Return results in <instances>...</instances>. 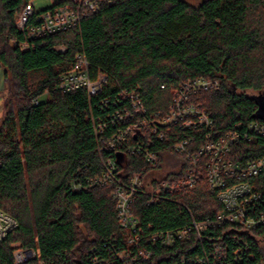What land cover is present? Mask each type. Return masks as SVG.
<instances>
[{"label":"trees","instance_id":"1","mask_svg":"<svg viewBox=\"0 0 264 264\" xmlns=\"http://www.w3.org/2000/svg\"><path fill=\"white\" fill-rule=\"evenodd\" d=\"M30 1L0 0V64L7 71L0 103V211L18 223L0 241V264H14L18 249L37 247L53 262L64 253L83 255L94 246L106 256L102 244L113 245L124 233L113 186L83 192L71 187L75 180L85 185L99 179L102 159L111 157L99 151L95 127L110 123L107 115L117 108L122 91L138 93L154 115L168 110L173 90L197 79L222 81L221 90L192 99L209 111L218 131L225 133L239 122H264V0H204L198 6L185 0H122L88 15L78 29L21 51L12 42L23 39L16 20ZM79 54L86 56L93 75L102 71L110 78L103 93L92 99L85 90H58ZM112 132L110 125L107 135ZM187 135L193 133L175 131L167 141L153 136L150 144L143 141L159 154L158 171L167 181L180 179L189 167L172 148L179 136ZM203 140L202 132L197 144ZM240 149L247 159H255L264 154V138ZM122 156L116 153V159ZM125 160L119 164L127 175L146 170L143 156L125 155ZM134 206L136 216L154 231L183 228L190 223L188 209L200 221L222 210L204 177L194 189L160 202L149 203L140 195ZM241 237L264 263V227ZM228 244L236 245L232 239ZM180 252H186L185 246L157 247L146 264H172Z\"/></svg>","mask_w":264,"mask_h":264},{"label":"built area","instance_id":"2","mask_svg":"<svg viewBox=\"0 0 264 264\" xmlns=\"http://www.w3.org/2000/svg\"><path fill=\"white\" fill-rule=\"evenodd\" d=\"M61 1L58 4V0H53L52 7L45 11H37L30 1L16 20L23 39H14L12 43L21 51H29L39 40L78 29L88 15L122 0ZM57 50L64 53L66 48ZM109 81V76L102 71L93 75L88 59L79 54L73 67L61 77L58 90L64 94L85 90L92 99L103 93ZM221 86L219 79L190 80L172 91L167 111L154 115L149 114L138 93L122 91L116 99L117 108L107 115L110 123L101 122L95 127L99 151L111 155L107 160L102 159V176L88 180L85 185L79 180L71 184L76 192L113 186L112 196L124 231L121 240L114 241L113 245L107 241L102 244V249L107 250L106 256L94 246L83 255L64 253L56 262L44 258L39 247L18 249L14 264H82L86 259L88 264H146L156 256L157 247L170 250L179 249L181 245L186 252H180L172 264H264L255 259L241 237L264 227V154L249 160L240 151L264 138V122H239L225 133L218 131L209 111L192 99L219 91ZM262 107L264 109V99ZM262 117L264 119V111ZM110 125L113 132L107 135ZM175 131L179 135L187 131L193 133L185 138L179 136L172 147L189 167L180 179L167 181L165 174L158 171L159 154L147 149L143 141L146 138L150 144L152 136L167 141ZM202 132L204 140L197 144V135ZM116 153L124 156L118 160ZM125 155L143 156L146 170L127 175L119 164V161L125 164ZM203 177L222 204V210L215 216L200 221L188 209L190 223L173 231H154L153 226H145L136 216L134 205L138 196L143 195L149 203L160 202L194 189ZM17 224L14 218L0 211V241L15 231ZM228 239L236 245L228 244ZM35 241L38 242V238Z\"/></svg>","mask_w":264,"mask_h":264},{"label":"rangeland","instance_id":"3","mask_svg":"<svg viewBox=\"0 0 264 264\" xmlns=\"http://www.w3.org/2000/svg\"><path fill=\"white\" fill-rule=\"evenodd\" d=\"M187 1L189 4H192L194 6H198L200 3H202L204 0H185ZM34 6H35V9L37 11H45L47 9H50L53 5V0H32L31 1ZM0 67L1 69L4 70V74L6 75L7 74V71L6 69H4V67L0 64ZM4 75V77H5ZM0 118H1V113H0ZM261 243H262V246H264V239H261Z\"/></svg>","mask_w":264,"mask_h":264},{"label":"crops","instance_id":"4","mask_svg":"<svg viewBox=\"0 0 264 264\" xmlns=\"http://www.w3.org/2000/svg\"><path fill=\"white\" fill-rule=\"evenodd\" d=\"M4 70L0 67V103L3 96V90H4Z\"/></svg>","mask_w":264,"mask_h":264},{"label":"water","instance_id":"5","mask_svg":"<svg viewBox=\"0 0 264 264\" xmlns=\"http://www.w3.org/2000/svg\"><path fill=\"white\" fill-rule=\"evenodd\" d=\"M262 111H264V109ZM82 231L84 232V234H86V230L84 228H82Z\"/></svg>","mask_w":264,"mask_h":264}]
</instances>
